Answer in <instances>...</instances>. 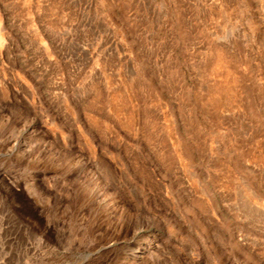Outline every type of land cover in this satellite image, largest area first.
Returning a JSON list of instances; mask_svg holds the SVG:
<instances>
[{"label":"rangeland","instance_id":"obj_1","mask_svg":"<svg viewBox=\"0 0 264 264\" xmlns=\"http://www.w3.org/2000/svg\"><path fill=\"white\" fill-rule=\"evenodd\" d=\"M0 264H264V0H0Z\"/></svg>","mask_w":264,"mask_h":264}]
</instances>
